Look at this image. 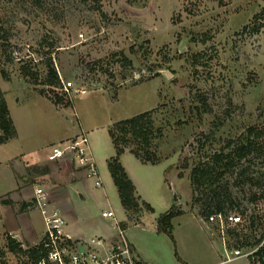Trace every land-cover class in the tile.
<instances>
[{
    "label": "rangeland",
    "instance_id": "rangeland-1",
    "mask_svg": "<svg viewBox=\"0 0 264 264\" xmlns=\"http://www.w3.org/2000/svg\"><path fill=\"white\" fill-rule=\"evenodd\" d=\"M146 14L150 23L138 18ZM0 26V89L20 129L19 139L0 144V264L30 261L10 251V236L26 249L44 239L34 191L43 187L56 200L62 165L37 162L82 128L102 186L88 176L63 186V204L86 237L80 241L105 237L111 222L102 212L111 210L149 264H250L256 249L238 246L242 237L264 236V149L250 147L241 160L235 152L250 145V128L264 131V0H0ZM49 65L56 85L49 84ZM70 81L86 93H66ZM149 111L163 132L153 148L159 163L143 164L130 149L121 157L154 209L136 223L126 219L109 170L116 156L110 129ZM260 143L264 148V135ZM221 152L236 155L234 171L218 185L232 193L228 212L243 215L239 225L221 227L202 213L208 200L194 173L222 171ZM63 163L77 170L71 160ZM241 170L256 184H237ZM175 204L184 214L174 221L176 246L157 226ZM24 224L26 237L12 232Z\"/></svg>",
    "mask_w": 264,
    "mask_h": 264
},
{
    "label": "trees",
    "instance_id": "trees-1",
    "mask_svg": "<svg viewBox=\"0 0 264 264\" xmlns=\"http://www.w3.org/2000/svg\"><path fill=\"white\" fill-rule=\"evenodd\" d=\"M254 31L258 32L259 27L255 28ZM49 69V84L56 85L60 81L58 73L51 65H49ZM59 101V103H62L61 99H59ZM67 105L71 104L67 103ZM152 114L153 112L149 111L132 118L116 122L110 129V136L116 148V156L109 160V170L118 189L122 205L127 212L129 220L133 221L135 219L136 223L140 222V216L144 211L154 212V209L150 203L142 200V198L138 195L137 187L122 164L121 157L124 153H126L127 149H130V152L143 164L156 165L159 163L160 160L153 148L155 147V139L162 137L163 132L161 129H156ZM249 132L251 139L253 136L250 145L247 146L242 143L237 147L235 152H239L237 156L240 160L249 153L250 147H253L257 152L264 149L260 143V139L263 137L264 131L250 128ZM17 135L18 132L11 117L5 94L0 89V144H5L15 139ZM234 144V142H230L227 147L231 148ZM235 156L236 155L232 152H221L216 155V164L222 165V171H220L216 166L195 170L194 174L197 176L196 181L198 182L199 187H202L203 195L208 200V206L204 209V212H202L207 219H209V216L212 214L232 213L230 211L228 212V208L233 207L231 205L228 206V203L234 205L232 193L228 188L219 186L218 181L226 177L228 173H232L234 171L233 168L236 163ZM237 179L240 180L237 184H241V182L243 185L251 182L254 185L256 184L250 176L246 175V170H241L237 175ZM6 203L10 202L6 201ZM235 214L240 215L243 218L242 214ZM181 215H183V211L175 204L168 211L162 213L157 222L158 231L170 236L175 246L176 241L173 235L174 227L172 222L174 218ZM238 247H252L256 249V251L248 257L250 264H264V236L254 242L252 241V238L248 236L245 238L242 237V239H239ZM8 248L12 252H20L28 255L30 261L34 262H37L41 258L48 255V252L42 242L37 246L26 249L23 247L21 242L12 236L8 238ZM176 256L179 258L177 249ZM136 264L147 263L138 260Z\"/></svg>",
    "mask_w": 264,
    "mask_h": 264
},
{
    "label": "built area",
    "instance_id": "built-area-1",
    "mask_svg": "<svg viewBox=\"0 0 264 264\" xmlns=\"http://www.w3.org/2000/svg\"><path fill=\"white\" fill-rule=\"evenodd\" d=\"M64 90L66 93L72 90L86 93L82 89L75 88L72 81L64 84ZM66 160H71L78 168L83 169L88 178H94L97 187L102 186L99 170L90 154V140L86 132L52 146L48 161ZM34 203L46 225L42 243L48 255L37 262L29 261L28 264H136L138 261L125 229L117 222L114 224L118 229L116 240L108 243L102 237H95L83 243L65 232L67 221L62 211L52 204L50 194L45 188L39 186L35 189ZM102 216L107 219L116 217L113 211H104ZM209 222L225 227V224H240L243 218L235 213H220L210 215Z\"/></svg>",
    "mask_w": 264,
    "mask_h": 264
},
{
    "label": "crops",
    "instance_id": "crops-1",
    "mask_svg": "<svg viewBox=\"0 0 264 264\" xmlns=\"http://www.w3.org/2000/svg\"><path fill=\"white\" fill-rule=\"evenodd\" d=\"M9 105V104H8ZM10 110V109H9ZM11 112V111H10ZM12 119H13V117H12ZM13 121H14V123H15V126H16V129H17V132H18V135H17V137L15 138V140L16 139H19L20 138V129H19V126H18V124H17V122L13 119ZM82 132H86L85 131V129H81V131L79 132V133H75V134H71V135H69V136H67V137H65V138H61V139H59L60 141H63V140H67V139H69V138H73V137H75V136H77V135H79L80 133H82ZM87 133V132H86ZM59 141V142H60ZM8 143V142H7ZM54 144H56V143H54ZM5 145V144H4ZM53 145V144H52ZM125 154V153H124ZM123 154V155H124ZM122 155V156H123ZM22 155H17V156H15V159H19L20 157H21ZM23 157V156H22ZM94 159V158H93ZM38 163V165H40V164H44V163H47L48 165H50L51 166V164L52 163H55V162H49L48 161V157L45 155V156H43V157H41V159H40V161H38L37 162ZM60 164L62 165L61 166V171H58V172H55V177H54V182H53V184H54V186H55V188H57V190H58V194H57V198H56V200H51V202H52V204L54 205V206H56V207H58L61 211H62V214H63V216L65 217V219H66V221H67V226H66V228H65V232L68 234V235H70L73 239H75V240H86L85 238L86 237H83L80 233H79V231H78V229H77V226H76V223L78 222L77 221V217L74 215H72V213H71V211L66 207V205H64L63 203H64V200H63V198H61V191H64V188H63V186H64V184H73V185H75L76 184V182H78V181H80V182H83L84 183V181H85V179H87V174H86V172L83 170V169H80V168H78L77 167V170L76 171H73V172H71V171H69L66 167H65V165L64 164H66V163H63V161L62 162H60ZM49 169V168H48ZM49 171V170H48ZM51 171V170H50ZM48 173V172H47ZM132 178V180H133V182L135 183V185H136V187H137V193H138V195L142 198V200L145 198V197H143V195H141L139 192H138V185L136 184V182H135V180L133 179V177H131ZM166 179V178H165ZM19 181V180H18ZM18 181H17V184H16V190L19 188V184H18ZM0 182H1V178H0ZM1 183H0V190H1ZM0 194L2 195V194H4V193H1V191H0ZM145 200V199H144ZM147 201V200H146ZM109 211H111V210H109ZM40 213V212H39ZM143 214H144V212H143ZM184 215V214H183ZM183 215H181V217L183 216ZM126 219L128 218L129 219V217H128V215H127V212H126ZM143 218V217H142ZM105 219H107V218H105ZM176 219H178V217H176V218H174L173 219V227H174V221L176 220ZM142 220V219H141ZM109 221L111 222V228H108L107 230H105V232H104V236L105 237H102V238H104V239H106L107 240V242L109 243V242H111V241H114V240H116L117 238V234H118V229H117V227L116 226H114V224L117 222L119 225H121V223H123V224H125V225H127V223H124V222H118L117 220H115V219H109ZM128 221V220H127ZM129 221H131V220H129ZM131 222H133V221H131ZM23 227H21V226H17L15 229H13V228H11V230H13L12 232H17V231H19V230H22L23 231V236L24 237H26V231H27V229H28V225L27 224H24V225H22ZM30 226V228H32V225L30 224L29 225ZM127 227H128V225L126 226V229H125V231H127ZM116 229V230H115ZM128 238V237H127ZM129 240V239H128ZM130 241V243H131V245H132V248H133V251H134V253H135V256H136V258H137V260H141V261H143V262H145V263H147L144 259H143V257H142V255L140 254V252H139V250L137 249V247L135 246V244L133 243V242H131V240H129ZM147 264H149V263H147Z\"/></svg>",
    "mask_w": 264,
    "mask_h": 264
},
{
    "label": "water",
    "instance_id": "water-1",
    "mask_svg": "<svg viewBox=\"0 0 264 264\" xmlns=\"http://www.w3.org/2000/svg\"><path fill=\"white\" fill-rule=\"evenodd\" d=\"M138 18H141V19H145L148 23H150L151 22V18H150V16H149V14H146V15H139L138 16ZM175 199L177 200L178 199V197H177V194L175 193Z\"/></svg>",
    "mask_w": 264,
    "mask_h": 264
}]
</instances>
